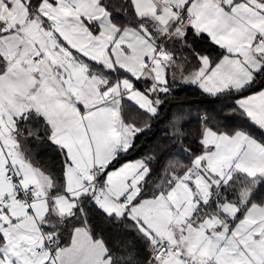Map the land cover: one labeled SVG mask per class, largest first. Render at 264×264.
Here are the masks:
<instances>
[{
    "label": "snow or ice",
    "instance_id": "6c2138e0",
    "mask_svg": "<svg viewBox=\"0 0 264 264\" xmlns=\"http://www.w3.org/2000/svg\"><path fill=\"white\" fill-rule=\"evenodd\" d=\"M0 264H264V0H0Z\"/></svg>",
    "mask_w": 264,
    "mask_h": 264
},
{
    "label": "trees",
    "instance_id": "16d2710c",
    "mask_svg": "<svg viewBox=\"0 0 264 264\" xmlns=\"http://www.w3.org/2000/svg\"><path fill=\"white\" fill-rule=\"evenodd\" d=\"M196 51L202 50L210 56H219L223 50L212 44V42L205 36V38L197 43ZM195 63V61H193ZM137 86H140L139 84ZM127 106L132 110L133 115H137L134 102L128 101ZM217 104L212 103L211 98L202 94V92L194 85H183L182 90H174L169 102L163 107L160 116L150 121L152 130L136 139V146L134 150H130L129 154L121 159V163L128 160H136L143 156L149 155L158 143L161 142L162 137L165 135V129H170L169 116L170 113L182 108L185 114L192 117L191 123L188 128L194 129L197 126L195 117L201 113L202 110H211L217 107ZM192 144L193 148L198 147L193 144L191 140L187 142ZM35 157L38 158L39 163L43 166H53L58 168L59 157L52 152L37 151ZM119 166V165H117Z\"/></svg>",
    "mask_w": 264,
    "mask_h": 264
},
{
    "label": "crops",
    "instance_id": "0c3cea01",
    "mask_svg": "<svg viewBox=\"0 0 264 264\" xmlns=\"http://www.w3.org/2000/svg\"><path fill=\"white\" fill-rule=\"evenodd\" d=\"M218 47V46H217ZM137 87H140V86H137ZM35 159L39 162L38 158L35 157ZM128 161H134V160H128Z\"/></svg>",
    "mask_w": 264,
    "mask_h": 264
},
{
    "label": "rangeland",
    "instance_id": "374dc122",
    "mask_svg": "<svg viewBox=\"0 0 264 264\" xmlns=\"http://www.w3.org/2000/svg\"><path fill=\"white\" fill-rule=\"evenodd\" d=\"M34 154H36V153H34Z\"/></svg>",
    "mask_w": 264,
    "mask_h": 264
}]
</instances>
